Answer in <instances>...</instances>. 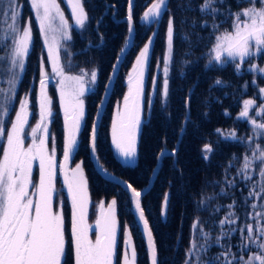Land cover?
<instances>
[{
    "label": "snow or ice",
    "instance_id": "snow-or-ice-1",
    "mask_svg": "<svg viewBox=\"0 0 264 264\" xmlns=\"http://www.w3.org/2000/svg\"><path fill=\"white\" fill-rule=\"evenodd\" d=\"M241 2L242 0H237L238 4ZM30 3L43 33L44 43L47 46V58L51 61V73L54 76L49 74L46 67L41 66L38 96L39 123L32 128L31 143L25 147V127L30 115L28 94H25L21 100L19 111L7 133L4 118L9 116L11 102L15 99V85L19 83V77L25 71V63L33 45L31 18L26 20L23 17L18 0H0V7L4 9L0 11V16L6 17L4 24L7 29L0 39V52L3 53L0 56V77L6 78L9 85L6 89L0 88V139L6 140V146L0 155V264H66L68 241L65 235V218L59 205L54 210L56 153L54 148L49 150L48 144L49 125L54 117L53 100L48 93L52 79H55L59 91V101L67 130L61 168L73 209L71 238L74 264H117V201L113 199L107 208L103 203L100 204L99 218L95 221L97 234L93 240L90 235L93 226L87 220L89 195L82 165L77 164L71 172L67 168L77 146V138L82 127L85 126L84 97L87 92L92 91L89 85L97 83L98 74L95 70L89 73L81 69L78 75H70L66 71L61 52L63 49L67 65L71 67V61L68 59L71 53L64 42L72 40L73 24L69 23L65 17L58 0H30ZM259 3L260 6L257 7V0H248L247 8H240L233 12L228 0H200V3L195 6L192 0H177L176 9L182 13L198 10L203 16L212 18L213 33L219 34L214 35L215 42L211 48L209 64L214 61L222 67L231 61L235 64L236 72L239 73L242 66L247 63L249 71L264 73V67L252 62L253 58L264 53V0H259ZM67 4L71 9L75 26L85 29L89 17L84 8V0H67ZM132 8L133 0H128L129 22L132 21ZM165 12L169 19L162 95L166 98L169 92V66L173 59L176 35V17L172 14L171 0H154L143 13L142 19L148 22L153 20L159 22V18ZM220 14L231 17L230 29L220 31L223 21L215 22V17ZM186 19V17L182 18L181 22L183 23ZM198 23L203 28L208 24V19L205 18L199 22L195 18L191 20L190 26L193 32L183 35V41L190 47L193 45L192 36H196L197 40L201 39L195 32ZM151 43L152 41L149 40L148 45L150 46ZM149 46L144 47L136 60L133 74L128 77L127 94L124 95L122 104H117L116 116L112 123L113 143L125 158L136 156L142 113L145 110V104L151 107L152 103L151 99L146 101L145 98V72ZM215 83L222 85L226 82L218 79ZM247 86L245 84L244 88L246 89ZM107 94L105 89L104 95L107 96ZM259 94L264 96V88L259 89ZM100 104L103 106V100ZM253 109H259V111L253 113ZM225 114L228 115V113ZM98 116L99 113H97ZM255 116L261 118L260 122H257ZM237 119H244L251 123V135L240 136L233 130L224 137V139L231 138L239 141L246 146V150L239 157L233 154L224 172H227L229 168L238 167L237 174L245 181H252L254 174L259 175L261 179L252 184L248 197L264 201V104L258 105L254 99L245 100ZM220 131L217 130V132ZM96 138V125L93 124L90 134L93 150L96 147ZM52 139L55 140L54 134ZM257 140L260 142L257 143ZM213 151L211 145H205L204 158L208 159L207 154ZM166 152L167 150L162 152L161 156ZM34 167H38L39 172L37 183H34L32 179ZM225 182L227 186L236 187L235 178L229 180L225 176ZM30 187L35 191L29 193ZM127 187L131 189L134 198L138 226H142L147 236L151 264H158V253L152 230L142 207V192L137 191L130 184ZM218 195H228L227 187H222ZM212 199L213 197L204 198L202 195L198 206L207 209ZM168 203V198L165 196L162 205L165 216ZM242 203L251 208L252 211L248 215L254 223H249L245 219L243 227L239 228L238 251L233 252L231 244L232 233L236 232L237 228L232 227L226 230L224 227L236 225L237 220L240 219L234 210L229 211L219 221L220 234L215 239L212 238L211 232L204 230L202 221L197 218L194 221L192 233L195 239H190V247L186 250L183 264H264V203L259 205L260 211L256 210L257 204H249L248 198H244ZM227 207L235 209L236 200L233 199ZM219 210V205L213 209L214 212ZM124 233L125 244L120 264H137V252L131 230L125 226ZM201 236L204 237L202 242L199 240ZM213 244H219L222 251L210 253Z\"/></svg>",
    "mask_w": 264,
    "mask_h": 264
},
{
    "label": "trees",
    "instance_id": "trees-1",
    "mask_svg": "<svg viewBox=\"0 0 264 264\" xmlns=\"http://www.w3.org/2000/svg\"><path fill=\"white\" fill-rule=\"evenodd\" d=\"M153 1L134 0L132 8L135 23L134 41L120 67L110 100L103 113L97 134L96 153L98 160L106 169L121 176L136 189H141L147 185L159 153L163 149L173 150L175 148L187 111H189V118L175 157L168 155L162 158L154 184L142 199V206L155 238L159 264H183L186 250L190 247V239H195L192 235L194 221L199 218L204 228L217 232V219L226 208L218 212H214L213 209L218 205L226 207L233 202V199L236 200L234 211L240 219L235 226L237 231L231 236V244L233 245L232 251H238L239 228L243 227L245 219H249L248 213L252 211L242 202L244 198H248L249 204H255V199L249 198L248 192L252 184L256 183L257 177H254L252 181H245L238 177L237 167L229 168L227 172H224L233 154L239 157L246 150V146L239 141L231 138L224 139V137L233 130L240 136L251 135L250 122L237 119V117L243 108V102L247 99H254L258 105L264 104V98L261 99L259 94V89L264 88V75L249 71L247 63L243 65L244 67L242 66L239 73L236 72L231 61L222 67L214 61L209 64L211 48L215 42L214 35L219 34L218 32L213 33L212 18L203 16L198 10L179 12L176 9L177 0H171L172 14L176 17V35L174 36L173 59L169 66V92L166 98L163 97L162 87L165 79L163 66L167 55L166 32L169 16L165 12L158 25L157 21L153 23L142 21L143 12ZM58 2L65 15L72 18L65 0H58ZM192 2L195 6L200 3V0H192ZM18 3L21 5L23 17L26 20L31 18L33 45L25 63V71L16 85L15 99L9 116L5 117L6 133L10 130L11 122L25 94H28L30 101L31 127L39 122L38 84L41 78V66L46 67L49 74L51 72L41 30L35 11L31 8L30 0H18ZM228 3L233 12L249 6L248 0H242L239 4L237 0H228ZM258 4L260 5L259 0L256 6ZM84 8L89 17L86 27L79 29L74 26L71 31L72 40L67 43L71 53L68 57L71 67L67 65L65 54L63 59L67 69L72 73L80 72L81 69L91 70L93 68H97L98 71L97 83L84 98L85 126H83L79 145V153L85 160L88 174L89 194L92 202L94 200L97 205L102 199L117 201V217L121 221H119L121 229L127 225L131 230L138 253V264H148L146 244L137 222L134 223L136 219L129 193L119 185L105 180L96 171L91 160L89 146L90 131L98 104L117 56L128 36L129 26L126 19L128 0H84ZM184 17L187 19L182 23L181 20ZM193 18L198 22L206 18L208 24L203 28L199 26V23L197 24L195 32L201 39L197 40L196 36H192L193 45L190 47L187 42L183 41V35L193 32L190 26ZM221 21L223 23L220 31L231 28V17L226 14L217 15L215 22L220 23ZM156 25L157 33L150 62L148 89L159 64L157 92L149 120L143 125L137 161L132 166H123L113 153L110 144L109 127L112 111L124 95L126 89L124 80L132 62L153 33ZM252 62L264 67V53L253 58ZM218 79L226 83L217 85L215 82ZM55 83V79H52L48 87V93L53 100L54 112L50 123V144L62 156L65 144L63 114ZM245 84L248 85L246 89ZM146 100H148V91ZM252 111L255 113L259 109ZM255 117L261 120L259 116ZM218 129L221 131L217 132ZM52 134L55 136L54 141ZM259 142L257 140V143ZM4 145L5 140L2 139L0 155H2ZM205 145H211L214 150L207 154L208 159L204 158ZM225 176L229 180L236 179L235 188L226 185ZM60 187L61 185L58 186ZM222 187H227L228 195H218ZM202 195L204 198L213 197L207 209L198 206ZM165 196L168 197L169 203L164 219L162 205ZM56 199L62 202L61 207H63L65 218V235L68 241L65 261L66 264H74L70 228L71 205L63 189L58 190ZM220 249L221 247L214 245L210 253H218Z\"/></svg>",
    "mask_w": 264,
    "mask_h": 264
},
{
    "label": "water",
    "instance_id": "water-1",
    "mask_svg": "<svg viewBox=\"0 0 264 264\" xmlns=\"http://www.w3.org/2000/svg\"><path fill=\"white\" fill-rule=\"evenodd\" d=\"M154 2V1H153ZM133 3H134V0H133ZM151 4L148 6L150 7ZM147 7V8H148ZM147 8L145 9V11L147 10ZM144 11V12H145ZM143 12V13H144ZM127 15H128V9H127ZM143 16V14H142ZM142 16H141V20L144 21L142 19ZM163 17V15H162ZM159 18V22L160 20L162 19ZM126 19H127V16H126ZM128 21V29H131V31H128V36H127V39H126V42L125 44L123 45L122 49L120 50L118 56H117V59L115 61V64L112 68V71L109 75V78H108V81L106 83V86H105V89H107V96L104 95V92H105V89H104V92L102 94V97H101V100H103V106H101L100 102L98 104V107H97V111H96V114H95V117H94V121H93V124L96 125V130H97V133H98V129H99V125H100V122L102 120V117H103V113L107 107V104L110 100V96H111V92H112V89H113V86L116 82V79L118 77V74H119V70H120V67L124 61V58L126 56V54L129 52L130 48L132 47L133 45V41H134V36H135V23H134V20H133V17H132V21L129 22V20L127 19ZM156 20H153L151 22H148L146 21L147 23H153L155 22ZM157 22V25L158 23ZM157 25L153 31V33L151 34V36L149 37V39L147 40V42L144 44V46L139 50V52L137 53L133 63H132V66L130 67L129 69V72H128V76L126 77L125 79V83L127 85V89H126V92L124 93V95L127 94V91H128V77L130 75L133 74L132 70L133 68L136 66V60L138 59L139 55H140V52L144 49L145 46H149L148 45V42L149 40L152 41L151 45L149 46V56H148V64H147V68H146V72H145V91H146V85H147V80H148V75H149V67H150V62H151V57H152V50H153V46H154V41H155V37H156V33H157ZM155 34V35H153ZM158 70H159V67H158ZM157 76H158V73H157ZM157 76H155L154 78V81H153V85H152V89H151V94H150V99H151V107H149L148 111H147V117H144V112L142 113V117H141V125H140V131L138 133V136H137V144H136V156L134 158H125L123 157L119 150L116 148L115 144L113 143V140H112V123L115 119V116H116V106L117 104H122V100H123V97L120 101V103H117L115 105V108H114V111H113V115H112V119H111V123H110V129H109V138H110V144H111V148H112V151L115 153V155L119 158V160H121V162H130L131 164H133V161L136 160V157L138 155V150H139V143H140V137H141V133H142V129H143V125L145 122H147L149 120V117H150V114H151V109H152V106H153V103H154V98H155V95H156V90H157ZM109 81H111V83L109 84ZM38 91H39V86H38ZM100 100V101H101ZM97 113H99V116L97 117ZM188 118H189V111H187V116L184 120V123H183V126H182V129H181V132H180V135H179V139L176 143V146L173 150H169V149H163L160 153H159V156H158V159H157V163L152 171V174L149 178V181L147 183V185L141 189H136L133 185H131L128 181H126L125 179H123L122 177L120 176H117L115 174H112L110 173L109 171H107L102 165L101 163L99 162L98 158H97V154H96V147L95 149L93 150L92 147H91V141H90V150H91V158H92V161L94 163V166L95 168L97 169V171L102 175V177L108 181H112L114 182L116 185H119L120 187H122L123 189H125L128 193H129V196L131 198V204H132V211H133V214H134V217L136 219V222L137 224L139 225V221H138V217H137V214L135 212V203H134V198L132 196V192H131V189H129L127 187V185H131L133 188H135L137 191H141L142 192V197H141V202H142V199L143 197L148 193V191L151 189V187L153 186L154 184V181L157 177V174L159 172V169L161 167V161H162V158L164 156H168V155H173L175 157L176 153H177V150L179 148V143H180V140H181V137L183 135V132L185 130V127H186V123L188 121ZM63 123H64V120H63ZM91 134V132H90ZM66 138H67V130H66V127H65V124H64V141L66 143ZM90 140V138H89ZM65 145V144H64ZM77 149V146L75 147L74 151ZM165 150H167L166 154L161 156V153L162 152H165ZM73 151V153H74ZM72 153V154H73ZM168 153H171V154H168ZM72 157V156H71ZM70 161H71V158L68 162V165H67V168L70 164ZM129 163V164H130ZM63 164V153H62V156L60 158V163H59V177H60V181H61V184H62V187H63V190L67 196V198L69 199V202H70V205H71V198H70V195L68 193V189H67V185L65 184L64 182V178H63V169L61 168V165ZM85 180H86V176H85ZM87 182V181H86ZM87 190H88V183H87ZM88 195H89V190H88ZM168 198V197H167ZM112 201V200H111ZM108 202L106 204L105 201H101V203L104 204L105 208H107L109 206V204L111 203ZM100 203V204H101ZM89 206H90V195H89V204H88V210H89ZM100 206V205H99ZM143 207V206H142ZM72 213H73V209H72V205H71V219H72ZM99 214H100V207H99ZM99 214L96 218V220L99 218ZM116 216H117V207H116ZM162 216L163 218L165 219V215L163 214V210H162ZM146 217V215H145ZM147 218V217H146ZM118 220V219H117ZM150 226V224H149ZM140 231H141V234L143 236V239L145 241V244H146V250H147V256H148V264H151V260H150V253H149V249H148V246H147V236H146V233L143 231V228L142 226H138ZM151 228V227H150ZM129 229V228H128ZM152 230V229H151ZM153 234V232H152ZM119 235H120V226H119V223H118V231H117V246L119 244ZM153 238H154V235H153ZM132 240H133V237H132ZM154 241H155V238H154ZM133 243H134V240H133ZM124 244H125V233H124V238H123V249H124ZM155 245H156V242H155ZM134 246H135V243H134ZM136 248V247H135ZM157 248V246H156ZM137 252V250H136ZM123 253V252H122ZM158 253V251H157ZM122 256V255H121ZM157 259H158V264H159V256L157 255ZM137 264H138V253H137Z\"/></svg>",
    "mask_w": 264,
    "mask_h": 264
},
{
    "label": "flooded vegetation",
    "instance_id": "flooded-vegetation-1",
    "mask_svg": "<svg viewBox=\"0 0 264 264\" xmlns=\"http://www.w3.org/2000/svg\"><path fill=\"white\" fill-rule=\"evenodd\" d=\"M133 63V62H132ZM131 66H132V64H131ZM130 66V67H131ZM158 67H159V64L157 65V71H156V74H155V76H157V73H158ZM130 69V68H129ZM149 69H150V67H149ZM128 72H129V70H128ZM128 72H127V75H126V77L128 76ZM126 77H125V79H126ZM155 78V77H154ZM148 79H149V75H148ZM125 81V80H124ZM153 81H154V79L153 80H151V84H150V88L148 89V80H147V85H146V91H145V98L147 99V91H148V99H150V94H151V89H152V85H153ZM157 82H158V80H157ZM126 84V83H125ZM39 86V85H38ZM126 89H127V85H126ZM126 89H125V92H126ZM124 92V93H125ZM156 92H157V90H156ZM38 96H39V91H38ZM147 101V100H146ZM118 103H120V102H118ZM117 104V103H116ZM115 104V105H116ZM147 104V103H146ZM145 104V110H144V117H147V111H148V109H149V107H147L148 105H146ZM146 107H147V109H146ZM115 108V107H114ZM114 108H113V111H114ZM61 111H62V109H61ZM113 111H112V115H113ZM62 114H63V112H62ZM32 114L30 113V115L29 116H31ZM29 119H30V117H29ZM62 119H63V115H62ZM111 119H112V117H111ZM101 123V122H100ZM110 123H111V121H110ZM63 126H64V123H63ZM100 126V125H99ZM109 129H110V127H109ZM99 130V129H98ZM82 131H83V127H82V129H81V132H80V134H79V136H78V143H77V149L74 151V153L72 154V157H71V161H70V164H69V166H68V170H69V172H71V170L72 169H75V167H76V165L77 164H81L82 165V168H83V173H84V177L86 176V181L88 182L89 181V179H88V174H87V170H86V168H85V160L83 159V158H81L82 156H81V154L79 153V151H80V149H79V145H80V142H81V137H82ZM91 132V131H90ZM49 133H50V136L49 137H51V131H50V125H49ZM98 134V133H97ZM89 138H90V136H89ZM96 140H97V138H96ZM51 145V144H50ZM89 146H90V140H89ZM56 153V160H57V175H56V181H55V189L57 188V191H55V194H54V202H55V204H54V209L56 210L57 209V207H58V205H59V207H61L62 206V202L60 201H58V199H56V195H57V192H58V190H60V189H62V185H61V181H60V177H59V163H60V158H61V155H59L57 152H55ZM90 153H91V150H90ZM114 153V152H113ZM97 154V153H96ZM115 154V153H114ZM90 156H91V154H90ZM137 157H138V155H137ZM137 157H136V160L135 161H133V164H131L130 162H121V160H119L120 161V163L123 165V166H126V165H134L135 163H136V161H137ZM98 158V157H97ZM91 160H92V158H91ZM100 162V161H99ZM162 162V161H161ZM92 163H93V161H92ZM130 163V164H129ZM102 165V164H101ZM93 166H94V163H93ZM103 166V165H102ZM104 167V166H103ZM94 168H95V166H94ZM105 168V167H104ZM96 169V168H95ZM106 169V168H105ZM37 170H38V167H37ZM107 171H109L108 169H106ZM96 171H97V169H96ZM98 172V171H97ZM110 173H112V174H115V173H113V172H111V171H109ZM39 173V172H38ZM99 173V172H98ZM100 174V173H99ZM101 175V174H100ZM115 175H117V174H115ZM102 176V175H101ZM117 176H119V175H117ZM121 177V176H120ZM106 180V179H105ZM108 181V180H107ZM112 182V181H111ZM114 183V182H113ZM61 185V187L60 188H58V186H60ZM113 200V199H112ZM101 201H105L106 202V204L108 203V202H110V201H106L105 199H102ZM101 201L100 202H98V205L96 204V202H94V200H93V202H92V200L90 199V206H89V210H88V216H87V220H88V223L90 224V225H92L93 227H92V231H91V233H90V235H91V238L93 239V240H95V238H96V234H97V229L95 228V221H96V218H97V216H98V214H99V205H100V203H101ZM62 208V210H63V207H61ZM117 219H118V217H117ZM120 220H118V223H119V226H120V235H119V244H118V246H117V264H120V257H121V255H122V252H123V238H124V229H125V226H127V225H125L124 227H123V229H121V221L119 222ZM128 227V226H127ZM71 228V227H70ZM121 237V238H120ZM121 239V240H120ZM121 241V242H120Z\"/></svg>",
    "mask_w": 264,
    "mask_h": 264
},
{
    "label": "rangeland",
    "instance_id": "rangeland-1",
    "mask_svg": "<svg viewBox=\"0 0 264 264\" xmlns=\"http://www.w3.org/2000/svg\"><path fill=\"white\" fill-rule=\"evenodd\" d=\"M65 4H66V6H67V8H68V11H69V14L71 15V17H72V13H71V9H70V7L68 6V4H67V0H65ZM260 5L258 4L257 5V7H259ZM2 10H4L2 7H0V11H2ZM35 11V10H34ZM63 11V10H62ZM64 15H65V13H64ZM65 17L68 19V21H69V23H72L73 24V27L75 26V24H74V20H73V17L72 18H69V17H67L66 15H65ZM6 20V17H2V16H0V39H2V37H3V33L7 30L6 29V27H5V24H4V21ZM37 22H38V20H37ZM38 25H39V23H38ZM76 27V26H75ZM40 28V27H39ZM41 34H42V37H43V33L41 32ZM51 33H50V38H51ZM43 42H44V37H43ZM66 45H67V43H68V41H65L64 42ZM44 47H45V49H46V52H47V46L45 45V43H44ZM64 51H63V49H62V52H61V55H62V63H64V59H63V56H64ZM3 55V53L2 52H0V56H2ZM48 61H49V63H50V66H51V61L48 59ZM234 64V63H233ZM245 65V64H244ZM66 66V65H65ZM234 66H235V64H234ZM244 67V66H243ZM93 70H95V71H97V68H93V69H91V70H84V71H86V72H91V71H93ZM66 71L68 72V74H70V75H78V74H80V72H77V73H72V72H70L68 69H67V67H66ZM97 74H98V71H97ZM262 75H264V73H261ZM50 75L51 76H54V74L53 73H51L50 72ZM21 76V75H20ZM20 78V77H19ZM56 84V83H55ZM17 85V84H16ZM16 85H15V89H16ZM9 85L7 84V80H6V78H4V77H0V88H7ZM94 86L95 85H89V87L90 88H94ZM57 91H58V88H57ZM88 93V92H87ZM86 93V94H87ZM58 94H59V91H58ZM85 94V95H86ZM85 98V97H84ZM262 98H264V96H261V99ZM259 99H260V97H259ZM247 100H249V99H247ZM12 105H13V100H12V102H11V105H10V109H11V107H12ZM61 106V105H60ZM20 107V106H19ZM19 107H18V110H17V112L19 111ZM61 109H62V107H61ZM17 112H16V114H17ZM256 112H258V111H256ZM29 113H31V111L29 110ZM15 114V115H16ZM30 118H31V116H29ZM256 119H257V117H255ZM5 119V118H4ZM14 120H15V116H14V119H13V121L12 122H14ZM257 122H260L258 119H257ZM37 123H39V122H37ZM36 123V124H37ZM36 124L35 125H33L32 127H31V119H29L28 118V124L26 125V127H25V147H27L30 143H31V136H30V133H31V130H32V128H34L35 126H36ZM251 124V123H250ZM11 127V126H10ZM237 134V133H236ZM38 137L40 136V133L38 132ZM1 141H2V139H0V143H1ZM259 141V140H258ZM48 144H49V150L51 151L54 147L52 146V145H50V137H49V141H48ZM6 146V140H5V145H4V147ZM56 152V151H55ZM237 173H238V167H237ZM238 175V174H237ZM238 177L239 178H241L239 175H238ZM254 177H257V180H256V182L257 181H260V177H259V175H256V174H254L253 175V179L252 180H254L255 178ZM38 178H39V173H38V170H37V167H34V169H33V175H32V179H33V182L34 183H37L38 182ZM259 190V189H258ZM33 191H35V189L34 188H32V187H30L29 188V193H31V192H33ZM56 191H57V188H56ZM56 197H57V195H56ZM261 203H264V201H262V200H257V199H255V204H257L258 205V207H257V211H260V208H259V205L261 204ZM54 204H55V202H54ZM228 206V205H227ZM220 207V210H222L223 208H226L225 209V211H223V212H221V215H219V217H218V219H217V222H216V230H217V232H212V231H209L208 229H206V228H204V230L205 231H209V232H211V235H212V238L213 239H215V237L217 236V235H219L220 234V225H219V221L220 220H222L227 214H228V212L229 211H233L234 209H229L228 207ZM246 208H247V206H246ZM55 210V209H54ZM247 210V209H246ZM247 222H249V223H254V221L251 219V217L249 216V219L247 220ZM238 224V220H237V222H236V225ZM236 225H225L224 227H225V229L227 230V229H229V228H232V227H235ZM237 228V227H236ZM213 233H214V235H213ZM235 234V232H233L232 233V235H234ZM203 239H204V237H200L199 238V240H200V242H202L203 241ZM214 245H218L219 247H220V245L219 244H213L212 245V247L214 246ZM211 250H212V248L210 249V252H211ZM220 251H222V249H220ZM213 254H215V253H213Z\"/></svg>",
    "mask_w": 264,
    "mask_h": 264
}]
</instances>
